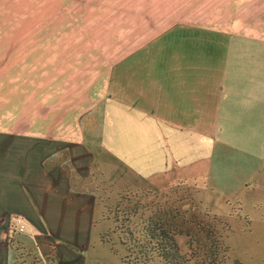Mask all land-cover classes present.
Segmentation results:
<instances>
[{
  "label": "crops",
  "instance_id": "obj_1",
  "mask_svg": "<svg viewBox=\"0 0 264 264\" xmlns=\"http://www.w3.org/2000/svg\"><path fill=\"white\" fill-rule=\"evenodd\" d=\"M120 2L0 0V264L103 260L113 164L235 207L264 253V0Z\"/></svg>",
  "mask_w": 264,
  "mask_h": 264
},
{
  "label": "rangeland",
  "instance_id": "obj_2",
  "mask_svg": "<svg viewBox=\"0 0 264 264\" xmlns=\"http://www.w3.org/2000/svg\"><path fill=\"white\" fill-rule=\"evenodd\" d=\"M142 1L128 4L121 0L120 12H129L133 20L139 8L159 6L150 0ZM186 14L191 13L184 12L181 16ZM150 15L147 11L145 18L150 19ZM166 15L165 12L167 18ZM127 19L128 16L120 14V23H127L123 22ZM99 114L94 111L86 118V123L91 121L86 124L91 132L88 137L97 147ZM112 169L119 187L111 190L105 181L100 196L103 209L98 222L104 257L98 264H167L153 252L158 241L150 240L163 231L173 236L184 264H263L261 237L256 230L251 233L243 229L244 222L235 207L225 212L220 205L217 211L209 206L203 189L172 180L151 189L121 165L113 164ZM108 177L105 175V179Z\"/></svg>",
  "mask_w": 264,
  "mask_h": 264
},
{
  "label": "trees",
  "instance_id": "obj_3",
  "mask_svg": "<svg viewBox=\"0 0 264 264\" xmlns=\"http://www.w3.org/2000/svg\"><path fill=\"white\" fill-rule=\"evenodd\" d=\"M157 237L151 236L150 240H157L158 245L154 248L153 252L158 255L159 258L165 260L167 264H184L183 260L179 256L178 247L175 244L172 235L165 234L164 231Z\"/></svg>",
  "mask_w": 264,
  "mask_h": 264
},
{
  "label": "built area",
  "instance_id": "obj_4",
  "mask_svg": "<svg viewBox=\"0 0 264 264\" xmlns=\"http://www.w3.org/2000/svg\"><path fill=\"white\" fill-rule=\"evenodd\" d=\"M13 223L16 224L18 232L21 233L25 230V225L21 218H18V217L13 218Z\"/></svg>",
  "mask_w": 264,
  "mask_h": 264
}]
</instances>
